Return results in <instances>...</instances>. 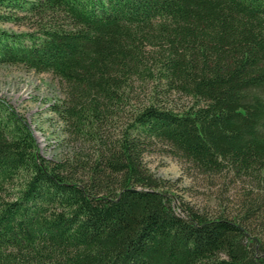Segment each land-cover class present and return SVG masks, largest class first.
Here are the masks:
<instances>
[{
	"label": "trees",
	"instance_id": "16d2710c",
	"mask_svg": "<svg viewBox=\"0 0 264 264\" xmlns=\"http://www.w3.org/2000/svg\"><path fill=\"white\" fill-rule=\"evenodd\" d=\"M27 19L0 63L56 76L51 109L89 150L46 158L0 98V264H264L245 219L177 212L143 163L160 142L202 174L264 169V0H0V23ZM137 80L155 88L135 106Z\"/></svg>",
	"mask_w": 264,
	"mask_h": 264
},
{
	"label": "rangeland",
	"instance_id": "374dc122",
	"mask_svg": "<svg viewBox=\"0 0 264 264\" xmlns=\"http://www.w3.org/2000/svg\"><path fill=\"white\" fill-rule=\"evenodd\" d=\"M0 29L25 32L34 28L27 19L22 24L0 23ZM154 88V81H135L131 92L133 105L148 103ZM0 98L25 118L40 153L46 158L61 160L73 156L77 150H89L88 145L74 140L51 109L64 98L63 83L52 73L36 72L21 64L0 63ZM164 102L168 107L180 110L191 104V99L174 93ZM125 120L123 115L119 123H125ZM143 163L155 176L168 181L170 192L176 195L174 207L177 212L178 206L184 203L210 217L224 215L245 219L251 234L264 241V169L242 177L229 172L202 174L185 159L174 156L168 146L160 142L144 153ZM247 207L251 212L248 216Z\"/></svg>",
	"mask_w": 264,
	"mask_h": 264
}]
</instances>
